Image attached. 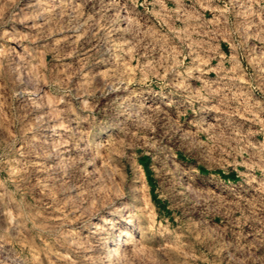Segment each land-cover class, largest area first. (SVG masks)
Listing matches in <instances>:
<instances>
[{"label": "rangeland", "instance_id": "374dc122", "mask_svg": "<svg viewBox=\"0 0 264 264\" xmlns=\"http://www.w3.org/2000/svg\"><path fill=\"white\" fill-rule=\"evenodd\" d=\"M118 206L116 264H264V0H0V264H106Z\"/></svg>", "mask_w": 264, "mask_h": 264}, {"label": "bare ground", "instance_id": "6f19581e", "mask_svg": "<svg viewBox=\"0 0 264 264\" xmlns=\"http://www.w3.org/2000/svg\"><path fill=\"white\" fill-rule=\"evenodd\" d=\"M116 10H117L119 16H123V11L120 8V6H116ZM129 105H130L129 108L135 107V104H134L133 101H131L129 103ZM94 163L95 162L93 161L91 165L93 166ZM183 181H184L186 186H190V183L188 181H185L184 179H183ZM119 208H120V206H118L115 209V212L109 213V215L107 217H102L101 220H100L101 222L110 224V227L105 231V235L103 237L101 246L99 248L100 255L104 259V262L106 264H116L117 259L120 258L123 253H125V251L127 249V246L132 243L133 238L135 236V233L132 230L135 227H137L136 223H138V221L136 222V220L134 219V215L135 214H134V210L133 209H130L129 211L128 210L125 211V213L123 214V218L120 219V221H119V222H121L119 224V227L115 228V224H114V221H113L114 219H113V217L110 218V216H113V215L116 216L115 213H117L120 210ZM146 234H148V233H146ZM87 246H89V245H87ZM134 246L136 247V245H134ZM146 247H148V246H146Z\"/></svg>", "mask_w": 264, "mask_h": 264}]
</instances>
